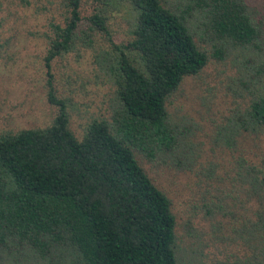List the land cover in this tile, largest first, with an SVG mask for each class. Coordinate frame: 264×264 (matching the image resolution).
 Here are the masks:
<instances>
[{
    "label": "trees",
    "instance_id": "16d2710c",
    "mask_svg": "<svg viewBox=\"0 0 264 264\" xmlns=\"http://www.w3.org/2000/svg\"><path fill=\"white\" fill-rule=\"evenodd\" d=\"M91 1L93 11L81 17L83 0H63L61 24L49 23L46 100L56 106L50 124L0 133V264H177L171 200L141 157H177L178 164L186 158L178 157L187 147L166 102L205 66L209 55L199 41L217 59L237 49L235 58L254 62L264 48L263 22L248 0H116L130 19L121 43L111 40L106 23L115 5ZM97 33L109 49L95 58L114 97L108 118L91 119L78 139L65 100L54 95L49 62L75 46L91 48ZM247 73L255 80L264 66L258 61ZM255 82L243 115L224 127L227 144L242 132L264 135V86ZM252 156L238 153L220 200L201 205L217 229L230 232L224 239L234 251L206 261L182 256L185 264H264V150ZM222 215L229 220L221 223Z\"/></svg>",
    "mask_w": 264,
    "mask_h": 264
},
{
    "label": "rangeland",
    "instance_id": "374dc122",
    "mask_svg": "<svg viewBox=\"0 0 264 264\" xmlns=\"http://www.w3.org/2000/svg\"><path fill=\"white\" fill-rule=\"evenodd\" d=\"M248 2L264 28L263 1ZM109 3L115 5L108 8L106 21L111 40L125 42L130 27L128 10L116 0ZM95 6L91 0H83L81 17L90 14ZM64 10L63 0H0V133L43 128L52 121L56 106L46 100L44 55L49 23L61 24ZM199 45L209 55L205 66L197 75L185 77L166 102L170 122L181 131L187 147L186 153L178 157L183 160L184 154L186 158L181 164L176 162L177 157H165V161L141 157L140 161L156 186L171 200L181 252L177 264H185L182 256L206 261L234 251L235 246L224 239L230 232L223 225L217 229V219L205 217L201 205L204 198L212 202L221 198L219 193L231 181L227 175L233 174V160L238 153L254 160L253 152L264 150L263 134L257 139L252 133L242 132L235 137L234 144H227L230 133L224 131L228 119L243 115L251 91L259 87L255 81L264 86V74L253 80L248 79L247 73L258 68V61L264 66V48L261 57L251 62V58H235L237 49H230L225 57L217 59L210 55L208 42L202 40ZM107 49V40L97 33L91 48L75 46L49 62L54 95L65 100L68 127L78 139L91 119L109 116L113 86L99 70L95 58ZM206 190L207 195L203 193ZM194 203L196 209L192 211ZM227 220L226 215L220 218L221 223Z\"/></svg>",
    "mask_w": 264,
    "mask_h": 264
}]
</instances>
